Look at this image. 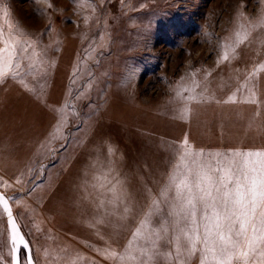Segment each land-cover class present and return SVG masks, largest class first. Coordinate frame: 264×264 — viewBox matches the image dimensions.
Wrapping results in <instances>:
<instances>
[{"label": "rangeland", "instance_id": "rangeland-1", "mask_svg": "<svg viewBox=\"0 0 264 264\" xmlns=\"http://www.w3.org/2000/svg\"><path fill=\"white\" fill-rule=\"evenodd\" d=\"M262 20L264 0H0V52L20 60L0 79V191L34 264H98V169L170 150L157 131L211 80L264 74ZM10 248L0 206V264Z\"/></svg>", "mask_w": 264, "mask_h": 264}, {"label": "snow or ice", "instance_id": "snow-or-ice-1", "mask_svg": "<svg viewBox=\"0 0 264 264\" xmlns=\"http://www.w3.org/2000/svg\"><path fill=\"white\" fill-rule=\"evenodd\" d=\"M237 36L238 42L247 39V34ZM223 59H228L227 52ZM19 67L14 49L0 52V79L9 72L15 77ZM259 70H264V64L259 65ZM233 99L229 97V101ZM215 155V162L202 160L204 153L192 152L184 141L180 162L159 190L158 199H153L148 213L163 216V203L169 208L167 217L158 229L144 236L145 244L151 247L140 245L141 254L151 251L153 256L162 254L168 258L172 253H160L157 247L159 240L167 237V242L174 245L176 264H188L197 253L200 264H264V151ZM0 206L7 213L11 264H33L30 253L23 260L19 255L21 246L27 250L28 243L2 195ZM129 211L125 207V212ZM147 223L145 217L132 234L128 248L119 257L122 261L144 264L140 257L132 255V243Z\"/></svg>", "mask_w": 264, "mask_h": 264}, {"label": "crops", "instance_id": "crops-1", "mask_svg": "<svg viewBox=\"0 0 264 264\" xmlns=\"http://www.w3.org/2000/svg\"><path fill=\"white\" fill-rule=\"evenodd\" d=\"M254 75L253 78L240 79L239 83L236 80L230 83L228 79L211 80L208 88L189 95L182 119L172 121L171 134L157 131V144L165 143L170 150L164 151L163 148L162 151L159 145L154 154L144 153L139 158L138 154L128 153V157L134 159L132 167L128 166L124 153L123 157L111 154L107 167L98 169V176H107V179L97 180L98 185L101 180L106 181V199L92 202L100 211L91 230L95 234L94 241L102 245L96 248L97 243H93L92 256L98 257V264H135L119 257L128 248L132 234L145 217L148 223L133 241L132 255L140 257L144 264H176L175 248L167 242V237L160 239L157 247L160 253L171 252L168 258L162 254L153 256L151 251L144 254L139 251L140 245L151 247L145 244L144 236L152 229H158L169 211L162 203L163 216H148L152 201L158 199L159 190L180 162L185 140L192 152L204 153L200 159L211 162L216 161L217 153L264 151V74ZM229 97H234L233 101H229ZM150 156H154V163L149 161L153 159ZM94 185L96 178L93 179ZM103 203L107 208L102 209ZM125 207L131 211L125 212ZM104 214H108L107 217ZM107 222L109 232L104 234L103 227ZM188 264H200L199 253L192 256Z\"/></svg>", "mask_w": 264, "mask_h": 264}, {"label": "water", "instance_id": "water-1", "mask_svg": "<svg viewBox=\"0 0 264 264\" xmlns=\"http://www.w3.org/2000/svg\"><path fill=\"white\" fill-rule=\"evenodd\" d=\"M0 195L4 196V197L8 200V198L6 197V195H5L3 192L0 191ZM8 202H9V200H8ZM9 207H10L11 210H12V207H11L10 202H9ZM1 208H2V210H3V207H2V206H1ZM3 212H4V210H3ZM4 215H5V218H6L7 224H8L7 213L4 212ZM12 215H13V218H14V220H15V222H16L18 228H19V231H20L21 235L23 236L24 240L28 243V241H27L26 238L24 237L23 232H22V230H21V228H20V226H19V224H18V222H17V219H16V217H15V215H14L13 210H12ZM8 228H9V225H8ZM21 251H23L24 254H26V253H30L31 256H32L31 248H30L29 243H28V249H27V250H25V249L21 246V248H20V252H19L20 257H21ZM32 259H33V258H32ZM33 264H34V261H33Z\"/></svg>", "mask_w": 264, "mask_h": 264}]
</instances>
